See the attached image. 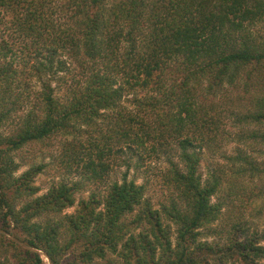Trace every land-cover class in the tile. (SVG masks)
<instances>
[{
    "label": "trees",
    "instance_id": "16d2710c",
    "mask_svg": "<svg viewBox=\"0 0 264 264\" xmlns=\"http://www.w3.org/2000/svg\"><path fill=\"white\" fill-rule=\"evenodd\" d=\"M262 23L264 0H0L5 264H46L41 251L51 264H262L264 233L250 232L247 221L235 219L225 231L204 228L223 214L224 203L212 199L223 180L232 181L235 197L243 184L234 175L264 178V86L246 87L250 103L237 113L244 140L263 144L255 148L260 155L237 146L226 156L230 170L215 166L207 179L200 171L204 149L228 134L219 106L197 97L204 82L217 94L227 83L237 86L247 66L263 69L264 35L256 33ZM62 54L78 63L72 76L62 74ZM34 79L39 87L31 86ZM139 91L142 115L124 104ZM55 135L74 137L62 157L73 177L40 194L44 164L18 175L16 153ZM165 152L178 154L183 167L173 161L166 172L171 196L160 207L147 184L127 173L109 181L138 154ZM211 233L219 238L206 239Z\"/></svg>",
    "mask_w": 264,
    "mask_h": 264
},
{
    "label": "rangeland",
    "instance_id": "374dc122",
    "mask_svg": "<svg viewBox=\"0 0 264 264\" xmlns=\"http://www.w3.org/2000/svg\"><path fill=\"white\" fill-rule=\"evenodd\" d=\"M256 33L264 35V23L258 26ZM18 44L19 43L15 44V48H18ZM59 58L68 62V69L62 74H70L72 76L74 69L76 67L78 68V63L74 60L72 61L68 55L62 54ZM18 62L20 66L25 67L24 63L21 62L19 58ZM248 72L249 75L246 74ZM243 74L245 75L237 86L227 83L217 94L209 93L205 89L207 87L206 82L200 85L199 91H197V97L201 101L209 102V104H217V106H219L218 111H220L219 113H221L222 119L224 120L222 129L224 128L225 134H228V138L225 139H223V135H219L218 140L213 142L210 148L207 147L204 149V157L200 167L204 179L209 177L215 166H224L228 172L230 170L228 168L231 164L226 156L229 154H237V146H240L241 149L246 150V153L251 155L259 156L261 153L259 152L261 150L257 151L255 148H261L263 144L256 142L253 138L244 140L245 133L243 131L246 130V126L239 122V114L237 113L245 112L246 106L250 103L251 97L246 92V87H250L251 92L254 90L261 92V88L264 86V67L258 70L249 65L244 69ZM40 85L41 84L34 79L31 86L39 87ZM53 85L56 86L57 90L59 89L58 81L53 82ZM58 91L61 95L65 94V89L61 88ZM144 92L145 91H139L136 95L135 93H130V95L127 96L129 99H127L124 104L134 113L140 112L141 115L144 114V110L141 109L142 107L138 106L139 103L137 102L145 98ZM150 113V110H148L146 116L153 119L154 116ZM253 128L258 127L257 125H253L249 129ZM239 133L242 135L244 133L243 139H241ZM87 137L88 135L84 133L83 139L86 140ZM70 139L74 140V137L69 136L66 140L65 137L55 135L47 138L45 141H35L25 145V147L16 153V159L22 163L17 174H21L34 163L44 164V170L38 175L36 180V183L41 188L40 194L47 192L52 185L57 184L61 180L72 178L73 175H69L65 169V165L62 163L64 143ZM259 157L261 161H264V153ZM173 161L180 167H183V163L179 159L178 154L176 156L172 153L165 152L148 156L147 154L140 153L135 156L133 161L134 164H132L130 168L123 164L113 170L109 181L111 182L116 179L121 181L127 173L129 179H134L138 183L147 184V196L153 200L156 207H160V203L167 201L171 196V189L168 188L165 183V174L173 164ZM234 180L243 184L241 185L242 191L238 196L233 197L230 194L232 192L230 190L232 181H229V179L223 180L225 182L222 186L223 191L212 198L214 202L222 201L224 203L222 205L223 214L220 220L215 223V226H211L210 228L206 227L204 231L207 233L209 229L213 231L214 229L225 231L232 226L233 220L237 219L247 221L250 232L259 231L260 233H264V194L261 193V189L264 187V182H262L264 178L251 175H246L241 178V176L234 175ZM96 186L97 185L92 184L89 189H93ZM89 193L90 191L88 190L83 194H79L78 200L81 196L88 197ZM76 207L77 204L73 207H69L65 212H74ZM205 238L211 240L213 238L218 239L219 236L211 233ZM262 243L264 244V240ZM41 253L45 263L51 264L48 255L44 251H41ZM113 256L117 257L116 255ZM4 257V252L0 251V264H5L3 261ZM97 261L99 264L101 263V259H97ZM262 264H264V261H262Z\"/></svg>",
    "mask_w": 264,
    "mask_h": 264
}]
</instances>
